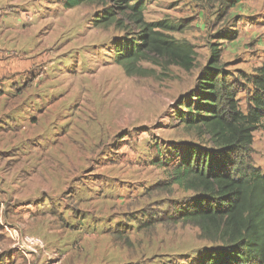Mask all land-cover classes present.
<instances>
[{
  "label": "rangeland",
  "instance_id": "374dc122",
  "mask_svg": "<svg viewBox=\"0 0 264 264\" xmlns=\"http://www.w3.org/2000/svg\"><path fill=\"white\" fill-rule=\"evenodd\" d=\"M138 1L146 22L192 45L189 71L144 61L150 74L127 76L113 48L137 31L94 27L95 4L0 0V61L13 68L0 76V261L20 254L14 230L24 249L25 237L66 249L57 238L94 233L83 237L95 264H196L211 246L193 226L152 224L192 196L156 160L189 144L212 149L176 116L211 46L246 111L241 75L264 66V0ZM252 134V165L263 169L264 119Z\"/></svg>",
  "mask_w": 264,
  "mask_h": 264
},
{
  "label": "trees",
  "instance_id": "16d2710c",
  "mask_svg": "<svg viewBox=\"0 0 264 264\" xmlns=\"http://www.w3.org/2000/svg\"><path fill=\"white\" fill-rule=\"evenodd\" d=\"M60 1L66 9L99 6L92 17L94 27L137 31H130L134 36L113 48L114 61L127 76L150 74L141 65L144 61L185 71L194 65L192 45L167 34L170 25L146 22L138 0ZM241 79L251 86L246 111L238 104L237 80H230L224 71L221 49L211 46L193 91L180 102L176 116L186 130L199 138L206 136L212 149L189 144L166 158L167 162L156 160L169 171L170 185L192 196L152 224L197 228L199 238L211 246L199 254L196 264H264V168L252 165V133L264 119V66L242 74Z\"/></svg>",
  "mask_w": 264,
  "mask_h": 264
},
{
  "label": "crops",
  "instance_id": "0c3cea01",
  "mask_svg": "<svg viewBox=\"0 0 264 264\" xmlns=\"http://www.w3.org/2000/svg\"><path fill=\"white\" fill-rule=\"evenodd\" d=\"M4 67V68H1ZM0 76L5 73H11L13 71L12 66L5 67L3 62L0 61ZM16 69V68H15ZM12 74V73H11ZM79 234H76L72 238L59 237L55 245L61 244L66 249H54L43 240L25 237L24 240L27 241L28 247H37V249H26L25 252H15V250L9 252V255H3V259L0 261V264H95L92 262V255L94 247L90 242H86V239L83 236L92 237L95 236L94 233L89 232L88 234L80 235L81 229L78 230ZM81 237L85 239L83 242L80 240ZM95 238V237H93ZM40 244H39V242ZM85 244L92 246L90 251L89 247H85ZM31 250V251H30ZM93 250V251H92ZM19 251V250H18ZM111 258L109 259V261Z\"/></svg>",
  "mask_w": 264,
  "mask_h": 264
},
{
  "label": "built area",
  "instance_id": "2783aa9c",
  "mask_svg": "<svg viewBox=\"0 0 264 264\" xmlns=\"http://www.w3.org/2000/svg\"><path fill=\"white\" fill-rule=\"evenodd\" d=\"M9 234H10V237L15 241L17 249L21 252H25L26 249H24V247L21 246L19 243V236H18L17 232L14 230L13 232H9Z\"/></svg>",
  "mask_w": 264,
  "mask_h": 264
}]
</instances>
